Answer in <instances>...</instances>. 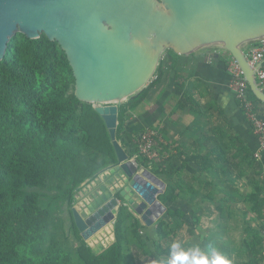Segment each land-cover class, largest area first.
I'll use <instances>...</instances> for the list:
<instances>
[{"label":"trees","instance_id":"trees-1","mask_svg":"<svg viewBox=\"0 0 264 264\" xmlns=\"http://www.w3.org/2000/svg\"><path fill=\"white\" fill-rule=\"evenodd\" d=\"M165 54L178 56L172 49ZM163 61L156 78L119 106L117 139L130 156L137 153L138 137L146 129L139 132L128 127L129 117L162 79ZM247 97L256 111L264 104L249 85ZM138 159L151 163L142 156ZM116 163L105 120L93 103L76 97L73 69L60 44L45 34L30 39L18 32L0 61V264H134L135 258L127 251L129 241L137 228L147 226L131 217L127 208L118 215L116 242L100 254L79 234L71 210L82 184ZM263 185L255 180L247 195L254 216L245 228V264H264ZM178 198L170 185L159 195L167 207V218L156 222L154 235L159 239L167 240L175 225L183 223L185 211L170 206ZM54 200L70 209L69 229L78 246L69 243L65 222L52 209ZM128 216L130 224L125 220ZM155 252L172 257L171 246L155 242Z\"/></svg>","mask_w":264,"mask_h":264},{"label":"water","instance_id":"water-1","mask_svg":"<svg viewBox=\"0 0 264 264\" xmlns=\"http://www.w3.org/2000/svg\"><path fill=\"white\" fill-rule=\"evenodd\" d=\"M18 32L30 39L45 34L60 44L73 69L76 97L95 104L115 148L117 163L100 173L113 176L106 184L97 180L77 199L83 207L71 209L85 241L116 221L122 205L148 227L167 210L158 199L165 182L135 166L117 139L119 106L152 80L166 50L190 54L223 47L264 103L245 51L264 38V0H0V61Z\"/></svg>","mask_w":264,"mask_h":264},{"label":"crops","instance_id":"crops-1","mask_svg":"<svg viewBox=\"0 0 264 264\" xmlns=\"http://www.w3.org/2000/svg\"><path fill=\"white\" fill-rule=\"evenodd\" d=\"M255 44L247 45L245 51ZM232 59L220 46L173 58L167 56L170 67L164 69L162 79L152 88L151 98L131 112L128 123L133 130L139 127L160 130L158 158L149 164L139 163L161 178L166 187L177 188L178 199L214 197V205L208 202L213 209L219 205L218 200L236 197L240 192L236 188L233 194L223 188L226 144H232V152L245 160L249 154L255 157L259 153L253 168H259L264 175V146L254 134L232 87ZM172 61L176 62L172 64ZM257 112L264 117V104L258 106ZM239 138L241 150L240 143H236ZM248 172L252 174V169ZM255 179L248 184V194ZM78 206L82 208L83 203L79 202Z\"/></svg>","mask_w":264,"mask_h":264},{"label":"rangeland","instance_id":"rangeland-1","mask_svg":"<svg viewBox=\"0 0 264 264\" xmlns=\"http://www.w3.org/2000/svg\"><path fill=\"white\" fill-rule=\"evenodd\" d=\"M163 60L164 69L169 68L170 61L167 60L166 54L163 55ZM148 84L146 86H148ZM150 98L151 96L147 100H149ZM142 130L143 128L139 127V132ZM236 143H240L241 150V138H239V141H236ZM233 148L234 146L232 144H226L223 151L225 170V181L223 184V188L224 190L233 192V194H235L234 192L236 188H238L240 190L239 194H237L236 197L233 196L230 199H227L225 196V198L220 199L221 201L218 200L217 203L219 205H215L216 209L208 206V202L212 203L213 205L215 204L216 200L214 197H212V200L200 199L199 197H197V199H177L176 202L170 204V206H172L174 209L180 208L185 211L183 223L180 226L175 225L174 232L170 234L167 240L159 239L156 235H154L157 221L150 227L147 226L146 228H137L135 230L136 234L132 236L129 241V249H127L128 253L133 255V257L135 258L134 264H167L168 259L172 257L158 255L155 252V242L160 243L164 247L172 246V244L175 242L184 249L198 248L208 253L209 255H212L216 248H218L222 251L226 258L232 261V264H245L248 254V249L245 248L243 242L245 228L247 224L251 223L250 220L254 216L250 212L248 207L249 205L247 202V187L254 178H256L255 180H258L263 184L264 175L261 171H259V168H253V166L256 164V161L254 159L255 157H253V155L249 154V156L247 157L248 159L246 160L239 158L238 155H235V153L232 152ZM248 161H251V165L253 162V165H247ZM249 169H252V174L251 172H248ZM253 172H255V174H253ZM112 176V172L107 171L103 174H100L94 180L86 181L85 183H83L81 188L76 193V200L74 201L73 206L78 205L79 201L77 199L81 197L85 192L94 189L97 180H99L102 184H106ZM231 180L235 181L232 182ZM248 181L249 183H247ZM261 195L264 201V190ZM219 206H221V209H218ZM124 207L133 214H131V217L138 218L141 224L144 225L141 217H139L127 205H122L120 207L118 215ZM52 209L65 222V228H67L66 233L69 234V243L78 246L79 242H77L75 236L72 233V230L69 229V227L72 225L70 209L66 204L60 202V200L53 201ZM129 212L127 211L125 214H128ZM166 213L167 210L163 212L161 217L167 218ZM118 215L116 221L109 224L112 225V227L110 226V232L106 231V227L108 226L107 225L102 228L97 234L92 236L88 241H86L89 247L93 249V251V246L97 245L98 242L102 243L103 241H105L106 236L111 237V234L112 243L106 246L103 251H105L116 242L115 231ZM216 215L217 217H215ZM131 217H126L125 220L127 224H130ZM254 223L252 224V226H254ZM105 231L106 234L104 235ZM79 234L81 233L79 232ZM149 236H152V239L148 240L147 238ZM94 238L96 239V241H93ZM91 242L93 243L91 244ZM187 258L188 256L186 253L185 259Z\"/></svg>","mask_w":264,"mask_h":264},{"label":"built area","instance_id":"built-area-1","mask_svg":"<svg viewBox=\"0 0 264 264\" xmlns=\"http://www.w3.org/2000/svg\"><path fill=\"white\" fill-rule=\"evenodd\" d=\"M246 58L255 70L258 84L261 90L264 91V38L257 41L250 50L246 51ZM161 59H163V55ZM259 64L261 65L259 66ZM230 72L232 76L231 83L236 96L242 103L244 113L252 124L254 134L258 137L261 146H264V117L256 111L254 103L247 97L248 82L244 78L240 65L234 58L230 65ZM155 78L156 76L154 75L152 79ZM159 136L160 130L152 127L147 128L140 134L138 137L137 153L129 158L135 166L140 164L139 156L151 161L158 158ZM255 157L259 158V153H256Z\"/></svg>","mask_w":264,"mask_h":264},{"label":"clouds","instance_id":"clouds-1","mask_svg":"<svg viewBox=\"0 0 264 264\" xmlns=\"http://www.w3.org/2000/svg\"><path fill=\"white\" fill-rule=\"evenodd\" d=\"M186 253L187 259H185ZM171 256L167 264H232V261L226 258L218 248L212 255H209L198 248L184 249L175 242L171 246Z\"/></svg>","mask_w":264,"mask_h":264},{"label":"bare ground","instance_id":"bare-ground-1","mask_svg":"<svg viewBox=\"0 0 264 264\" xmlns=\"http://www.w3.org/2000/svg\"><path fill=\"white\" fill-rule=\"evenodd\" d=\"M110 226L112 227V225H108V226L106 227V231H107V232H110ZM106 231L104 232V235L106 234ZM111 237H112V234H111ZM111 237L106 236L105 241H103L102 243H101V242H100V243L98 242L97 245L93 246L94 249H96V248H100V247L105 248L106 246H108L109 244H111V243H112V239H111ZM93 241H96V239L94 238ZM92 243H93V242H91V244H92Z\"/></svg>","mask_w":264,"mask_h":264}]
</instances>
